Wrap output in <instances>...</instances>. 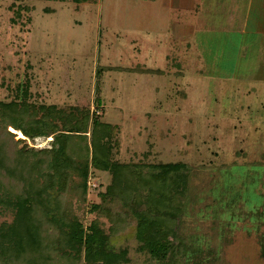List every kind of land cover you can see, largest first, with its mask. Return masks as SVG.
<instances>
[{"label": "rangeland", "instance_id": "1", "mask_svg": "<svg viewBox=\"0 0 264 264\" xmlns=\"http://www.w3.org/2000/svg\"><path fill=\"white\" fill-rule=\"evenodd\" d=\"M240 1L0 0V99L13 94L26 74L36 100L61 108L77 104L88 91L90 109L119 126L120 148L115 156L120 161L184 162L197 170L191 181L198 188L208 186V180L230 184L225 201L231 191L245 189L248 172L254 169L258 183L255 192L248 191L249 204L257 203V195L263 201L264 36L258 41L250 31L241 33L240 19H231L240 17L236 10ZM133 66L159 68L163 74L111 69ZM100 67L111 70L101 73L97 107L93 98ZM7 130L13 137L0 134V141L9 156L14 150L29 151L26 176L21 173L16 182L6 176L15 183V192H23L30 189L28 181L41 177L34 160L46 156L38 150L51 148L52 137L28 138L11 126ZM91 169L85 199L79 177L72 173L57 194L58 213L74 214L84 225L98 218L111 246L127 249L129 264H154L147 252L137 249L135 219L119 200L101 196L109 173ZM49 174L52 177L51 170ZM208 195L203 196L207 207L199 216L195 212L197 219L186 235L194 233L201 246L206 243L216 249L219 259L214 264H264L257 239L264 226L257 231L243 215L250 205L238 199L236 208L227 209L219 205L221 196ZM93 202L104 210L91 212ZM197 207L201 203H195ZM12 217L9 210H0V223ZM35 218L51 249L50 258L38 264H55L61 256L56 250L59 230L43 213L37 211ZM227 222L233 225L224 238L220 234ZM186 235L183 240L189 243ZM181 252H174L168 264H193ZM75 262L85 264L82 258Z\"/></svg>", "mask_w": 264, "mask_h": 264}, {"label": "trees", "instance_id": "2", "mask_svg": "<svg viewBox=\"0 0 264 264\" xmlns=\"http://www.w3.org/2000/svg\"><path fill=\"white\" fill-rule=\"evenodd\" d=\"M72 1L82 3L94 0ZM16 14L18 18L21 17L19 9ZM105 69L100 67L96 72L93 102L97 107L101 101L100 77ZM111 69L163 74L159 68L142 69L133 66ZM30 88L31 77L26 74L25 81L14 88L13 94L8 93L6 98L0 99V134L13 137L7 130L11 126L17 130L18 135L22 133L28 138L51 136L52 146L38 150L46 156L40 161L37 158L34 160L41 177L32 178V182L28 181L30 189L15 192V183L7 180L6 176L15 182L21 173L26 176L28 157L25 153L29 151L14 150L12 156H9L5 144L0 141V210H9L13 215L10 222L0 223V264H38V261H47L50 258L51 249L44 243L39 222L35 218L37 211L55 223L59 230L56 250L62 257L58 255L60 261L56 259L55 264H76L75 261L81 258L85 264H129L127 249L115 250L111 246L105 225L98 218L91 219L84 225L74 214L69 216L58 213L61 203L57 194L63 192V186L70 182L72 173L79 177L78 185L85 199L91 168L109 173V183L101 196L119 200L120 207L135 219L134 233L139 242L137 249L147 252L154 264H163L164 261L168 264L170 256L180 249L188 263L214 264L219 259L216 249L209 248L206 243V247L201 246L197 243L198 235L191 232L186 235V232L192 222L195 224L196 214L199 216L202 207H207L203 196L209 192L213 197L221 196L219 205L227 206V209L231 206L236 208L234 203L238 199H244L250 205L248 191L255 192L254 188L258 183L256 170L250 169L251 172H248L245 189L242 192L231 191L229 199L225 201L223 198L225 192L231 189L230 184L214 185L213 180H208V186L200 185L198 188L199 185H194L191 181L197 170L190 169L184 162L120 161L115 156L120 148L117 134L119 126L103 121L94 109H90L91 95L88 91L78 98L77 104L66 109L47 104L42 99L36 100ZM23 164L24 169L20 170ZM40 179V184L34 183ZM257 196V203L245 209L243 215L254 222L256 230L259 231L260 226H264V200ZM195 203H201V207L195 209ZM224 207L220 208L224 210ZM89 209L93 212L103 207L93 202ZM223 210L219 212L222 213ZM216 216L219 217V213ZM229 223L221 229L220 235L224 238L233 225ZM184 235L189 243L183 240ZM257 239L259 256L264 259V229L257 233ZM227 241L229 240H225ZM221 254L223 255V250Z\"/></svg>", "mask_w": 264, "mask_h": 264}, {"label": "crops", "instance_id": "3", "mask_svg": "<svg viewBox=\"0 0 264 264\" xmlns=\"http://www.w3.org/2000/svg\"><path fill=\"white\" fill-rule=\"evenodd\" d=\"M240 2L241 4L236 6V10L239 9L237 12L240 17H231V19H240L241 33L250 31V33L256 34L257 40L260 41L261 35L264 36V0H241ZM196 8L195 14L198 12Z\"/></svg>", "mask_w": 264, "mask_h": 264}]
</instances>
